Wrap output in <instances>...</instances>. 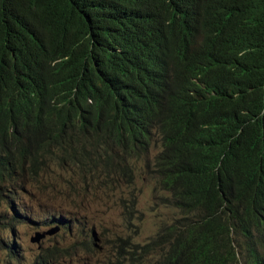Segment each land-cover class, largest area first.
<instances>
[{
  "label": "trees",
  "instance_id": "trees-1",
  "mask_svg": "<svg viewBox=\"0 0 264 264\" xmlns=\"http://www.w3.org/2000/svg\"><path fill=\"white\" fill-rule=\"evenodd\" d=\"M138 172L181 216L132 264H264V0H0V202Z\"/></svg>",
  "mask_w": 264,
  "mask_h": 264
},
{
  "label": "rangeland",
  "instance_id": "rangeland-1",
  "mask_svg": "<svg viewBox=\"0 0 264 264\" xmlns=\"http://www.w3.org/2000/svg\"><path fill=\"white\" fill-rule=\"evenodd\" d=\"M74 176L80 186L82 176ZM110 187L118 188L74 191L68 195L58 184L39 186L31 181L28 192L20 196L26 209L15 202H0V214L5 212L6 220L11 221L9 217L16 213L14 217L28 216L38 222V225L19 223L16 230L6 232L7 238L22 248L23 263L40 262L43 254L49 264H132L136 244L145 245L161 224L181 216L179 209L162 204L158 198L160 191L146 172H138L132 185ZM59 216L67 218L66 230L61 228L65 225L47 222ZM53 229L56 230L51 233ZM38 233L45 235L40 242H33ZM89 233L95 235L92 240L96 246L86 250L83 243L87 242ZM67 251L72 254L68 255ZM137 257L142 264L154 261L150 253ZM12 260L7 251L0 254V264L20 263Z\"/></svg>",
  "mask_w": 264,
  "mask_h": 264
},
{
  "label": "clouds",
  "instance_id": "clouds-1",
  "mask_svg": "<svg viewBox=\"0 0 264 264\" xmlns=\"http://www.w3.org/2000/svg\"><path fill=\"white\" fill-rule=\"evenodd\" d=\"M56 175L54 174L52 176V178L49 180V182H46V180L43 181L44 184L46 185H60V187L63 189V191H65L68 195H71L74 191H78V192H82V191H87L89 189H105V188H108V187H103V186H99L98 184H93V185H89L88 187L86 186V183L82 180H79L81 182V185L80 186H77L76 184V177L74 179V184H75V187H73L71 190L67 189L64 184L62 183V181L60 179H56L55 177ZM17 203V202H16ZM89 238V241H90V246L92 248V245H93V240L92 238H90V236L88 237Z\"/></svg>",
  "mask_w": 264,
  "mask_h": 264
},
{
  "label": "water",
  "instance_id": "water-1",
  "mask_svg": "<svg viewBox=\"0 0 264 264\" xmlns=\"http://www.w3.org/2000/svg\"><path fill=\"white\" fill-rule=\"evenodd\" d=\"M101 189V188H100ZM105 189H109V187L108 188H105ZM110 190V189H109ZM56 229H53L52 231H51V233L53 232V231H55ZM94 232V231H93ZM44 235H45V233H38V234H36L35 235V237H33L32 238V241L33 242H40V240H41V238L42 237H44ZM89 236H90V238H94L95 237V235L93 234V233H89ZM92 246H96V243H93V245Z\"/></svg>",
  "mask_w": 264,
  "mask_h": 264
}]
</instances>
